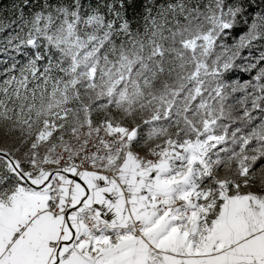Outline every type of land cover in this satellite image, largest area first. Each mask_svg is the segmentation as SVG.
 Instances as JSON below:
<instances>
[{
    "label": "snow or ice",
    "instance_id": "obj_1",
    "mask_svg": "<svg viewBox=\"0 0 264 264\" xmlns=\"http://www.w3.org/2000/svg\"><path fill=\"white\" fill-rule=\"evenodd\" d=\"M0 264H264V0H0Z\"/></svg>",
    "mask_w": 264,
    "mask_h": 264
}]
</instances>
